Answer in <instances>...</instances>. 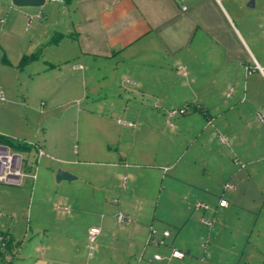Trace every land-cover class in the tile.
I'll return each instance as SVG.
<instances>
[{"label":"rangeland","instance_id":"374dc122","mask_svg":"<svg viewBox=\"0 0 264 264\" xmlns=\"http://www.w3.org/2000/svg\"><path fill=\"white\" fill-rule=\"evenodd\" d=\"M216 1L233 19L244 47L239 50L254 54L264 66V0H254V6H249L252 0ZM48 35V27L37 17L26 16L11 0H0V134L37 143L46 154L37 162V151L27 152L32 172L37 170L34 186L30 178L22 186L0 183V233L14 240L0 264H138L140 253L131 243V231L139 222L140 234L149 231L150 223L159 231L171 230L165 249L189 250L191 264H264V151L257 139L263 135V110L257 109L260 114L255 113L250 129L241 135L249 143L255 140L252 154L259 163L251 174L240 172L237 179L227 172L220 176L226 165L237 170L234 155L228 147L221 148L215 124H209L200 110L190 108L172 117L171 123L168 113L183 106L166 109L153 104L154 109H143L141 119L126 116L124 106L135 114L146 99L137 95L135 105H128L120 103L127 98L125 88L84 89L80 71L67 69L56 49L48 51L56 58L50 60L56 69H49L44 54L53 35L45 40ZM16 46L38 56L23 65L22 58L16 59ZM246 68L255 74L254 66ZM259 86L264 94V84ZM231 93L232 89L227 95ZM151 110L166 116L160 118ZM235 126L244 128L241 122ZM112 152L123 156L131 152L130 166H113ZM175 164V172L164 174L163 168ZM60 170L76 179L58 182ZM227 182L236 188L224 192L230 207L219 209L216 216L205 214L207 219H219L209 238L203 212L193 210V205L204 199L214 209ZM208 184L211 191L202 198ZM115 199L121 202L114 203ZM119 211L132 222L118 223L113 214ZM138 212L144 214L142 220ZM92 227L101 229L94 243L89 239Z\"/></svg>","mask_w":264,"mask_h":264},{"label":"crops","instance_id":"0c3cea01","mask_svg":"<svg viewBox=\"0 0 264 264\" xmlns=\"http://www.w3.org/2000/svg\"><path fill=\"white\" fill-rule=\"evenodd\" d=\"M15 7L22 9L26 16L37 17L48 27L49 35L45 40L52 35V39L55 35L60 36L56 42L50 40V48L44 54L46 67L51 65L49 69H56V66L50 61L54 60V55L48 51L56 49L61 54L59 60H65L67 69L71 66L80 71L84 89L116 92L125 88L127 98H121L120 103L128 105H135L133 98L142 96L141 99L146 100L141 102V110L137 113L130 114L127 105L122 108L126 116L132 115L136 119H141L144 108L154 109L153 104L166 109L189 105L194 110H200L208 123L213 120L209 124H215L220 135L225 132L229 138L225 136L226 144L218 142L221 148L230 149L228 152L234 155L237 170H231V165H226L221 169L220 176L227 172L232 180L237 179L240 172L251 174L252 166L259 163V158L252 154L257 148L255 140L249 143V139H242L241 135L250 129L255 113L260 114L257 109L264 112V94L259 86L260 82L264 84V66L254 54L239 50V46L244 47L236 28L232 26L233 19L216 0H50L49 4L45 1L42 6ZM25 52L23 46H16V59H23L27 55ZM70 61L74 64L70 65ZM246 64L256 67L253 68L255 74H250ZM65 65H60L61 69ZM230 89L232 93L227 95ZM153 112L160 118L166 116L162 111ZM238 122L242 123V130L235 126ZM262 134L257 138L261 152L264 151L261 148V144L264 147V128ZM130 153L123 156L120 152H112L113 166L128 168ZM30 155L27 154L29 158ZM226 156L229 158L227 153ZM176 165L163 168L164 174L170 169L175 172ZM27 169L32 171L30 165ZM172 174L176 177L175 173ZM32 181L34 186L36 180ZM210 184L203 187L206 194L203 192L202 198H207ZM227 184L230 182L225 184L219 200L226 198L225 191H235L233 185L230 184L233 188H228ZM121 197L124 198V194ZM226 199L229 201L226 207H220L218 201L212 209L203 199L198 202H204L210 208L196 210L195 202L193 210L202 211L203 218L207 212L216 216L219 209L230 207L231 202ZM69 202L73 206L79 204L71 199ZM119 202L121 199L114 200V203ZM60 208L71 211V207ZM137 216L142 220L144 214L138 212ZM207 220H214L208 232L211 238V229L219 219L213 217ZM151 226L154 224L150 223L147 226L149 231L140 234L142 226L139 222L131 231V243L140 253L138 264L146 260L153 264L156 253L169 252L164 246L154 248L148 245ZM185 251L188 255L180 264H191L188 260L190 251ZM41 252L45 254L46 250L41 249ZM156 264L172 263L159 261Z\"/></svg>","mask_w":264,"mask_h":264},{"label":"built area","instance_id":"2783aa9c","mask_svg":"<svg viewBox=\"0 0 264 264\" xmlns=\"http://www.w3.org/2000/svg\"><path fill=\"white\" fill-rule=\"evenodd\" d=\"M64 2L65 0H57ZM256 68V67H254ZM181 71L185 73V70L181 68ZM190 109L189 105H185L178 109H173L168 113V117L171 118L177 116L178 114H186L187 111ZM213 120H209V123H212ZM132 125V123H127ZM219 141L226 144L227 139L223 135H219ZM35 148L37 149V162L39 159L46 155L44 150L41 146L37 143H34ZM29 157L25 152L17 151L13 149L9 145L0 144V183H4L7 185H15V186H22L25 184L26 179L31 178L36 180L37 178V170L33 172H28L26 167L29 166ZM127 176L123 178V186H127ZM226 187L233 188L230 184H227ZM229 205V201L226 198H220L219 206L226 207ZM197 210H208L210 207L204 202H197L194 206ZM68 209V207H65ZM116 220L118 223H131L132 218L119 211L116 214ZM203 223L208 226L212 227L214 224V220H207L203 218ZM101 233V229L99 227H92L89 231V239L91 243H94L97 240L98 235ZM171 236V230L165 228L162 231H159L156 227H150V234L148 237V245L151 246H169L167 243V239ZM208 241L202 242V247H207ZM188 253L185 250L179 249L175 246H171L170 250L167 254L156 253L154 255V260L156 261H166L172 264H180L184 259H186Z\"/></svg>","mask_w":264,"mask_h":264},{"label":"trees","instance_id":"16d2710c","mask_svg":"<svg viewBox=\"0 0 264 264\" xmlns=\"http://www.w3.org/2000/svg\"><path fill=\"white\" fill-rule=\"evenodd\" d=\"M68 1V0H65ZM60 38L59 35H55L53 37V41L56 42ZM38 56V53H34L32 55H26L22 59V64L26 65L31 60L35 59ZM0 144L9 145L15 150H20L22 152H32L36 151L35 145L27 142V141H20L15 140L9 136L0 134ZM181 228H179L180 230ZM14 246V240L8 234L0 233V258L4 257L6 252L10 251L11 248Z\"/></svg>","mask_w":264,"mask_h":264},{"label":"water","instance_id":"95a60500","mask_svg":"<svg viewBox=\"0 0 264 264\" xmlns=\"http://www.w3.org/2000/svg\"><path fill=\"white\" fill-rule=\"evenodd\" d=\"M46 0H12L17 6H42ZM249 6H254V0L249 3ZM76 177L67 171L60 170L57 173V181L62 182L63 180H73Z\"/></svg>","mask_w":264,"mask_h":264}]
</instances>
